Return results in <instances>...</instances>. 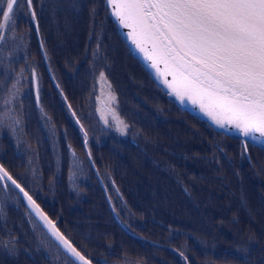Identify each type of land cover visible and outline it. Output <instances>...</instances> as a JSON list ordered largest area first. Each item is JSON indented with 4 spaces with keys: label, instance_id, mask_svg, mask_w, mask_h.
<instances>
[{
    "label": "trees",
    "instance_id": "trees-1",
    "mask_svg": "<svg viewBox=\"0 0 264 264\" xmlns=\"http://www.w3.org/2000/svg\"><path fill=\"white\" fill-rule=\"evenodd\" d=\"M57 1L33 0L47 51L44 33L54 46L64 41L61 33L83 36L86 21L92 31L96 28L94 0H59V5ZM77 11L81 12L80 20ZM13 17L15 26L22 28L27 20L35 37L27 6ZM67 19H70V28L65 25L64 32H57V28L50 31L46 27L48 22L54 27ZM7 35L6 49L17 55L16 39L20 41V38L11 39V32ZM66 40L61 49L68 55L62 51V58L69 59V64H63L65 60L57 62L54 58V65L64 82L57 80L56 70L54 78L65 88V82L71 81L78 84L75 85L77 90L83 87L87 93L92 91L87 102L77 105L81 113L71 103L83 130L74 122L72 114L61 107L63 104L52 92V81L46 75L42 79L41 106L45 105V97L51 91L61 109L55 106L56 110H51L52 117L48 112L44 115L37 110L31 76L32 88L29 91L26 81L22 92V97L29 92L24 102L28 114L27 127L24 126L27 137L24 136L19 146L8 144L10 158L14 160L12 164L6 165L8 159L0 148V155L4 156L0 159L2 165L18 178L60 231L70 236L95 264H125V261L131 264H264V149L251 146L253 154L250 153L252 159L249 161L244 156L240 140H222L220 131L183 112L154 85L124 44L123 54L132 60L144 77L140 76L136 81L138 84L132 82L125 73V62H122L124 69H120L122 76H119L126 82L121 87L125 97L124 102L121 101L120 113L131 125V132L122 134L110 129L108 140L94 147L87 133L88 148L84 142L87 127L83 120L90 121L97 104L94 89L90 86L91 83L97 85L95 76L99 74L92 76L93 70L99 69L93 58H100L102 53L85 55L87 66L82 69L77 48L73 42L67 45V37ZM28 41L25 37L22 52ZM33 46L39 51L36 38ZM105 56H109V62L113 61L116 67H112V71L103 69L105 75L109 79L117 78L118 59L110 51ZM50 66L53 68L52 64ZM71 67L73 72L68 73ZM7 72L12 82L16 72ZM26 74L24 71L23 76ZM142 82L146 83L145 86ZM18 105L17 101V109ZM48 105L51 108V104ZM69 145L75 155L80 152L86 155L89 171L73 172L75 169L69 164L72 157ZM53 147L54 152L60 151L62 161H55L50 152ZM19 162L22 168L18 169ZM53 164H63V173L55 171ZM30 167L35 170L31 172ZM71 172L74 179L69 176ZM108 178L110 186L106 184ZM13 199L15 203L9 197L5 202L4 194L0 192V200L4 203L0 205V264H67L69 259L61 251L58 250L56 255L51 253L48 244L54 250L56 246L23 202L18 197L13 196ZM7 203L14 206L9 208ZM7 216L10 221L23 216L28 232L7 229L6 223L12 225ZM12 234L26 241L35 238L37 242L31 240L30 248L26 247L29 251L16 245L5 247ZM34 243L42 246V250L35 252Z\"/></svg>",
    "mask_w": 264,
    "mask_h": 264
},
{
    "label": "snow or ice",
    "instance_id": "snow-or-ice-1",
    "mask_svg": "<svg viewBox=\"0 0 264 264\" xmlns=\"http://www.w3.org/2000/svg\"><path fill=\"white\" fill-rule=\"evenodd\" d=\"M20 4L36 19L33 0H0V45L6 44L9 32L15 40L13 14ZM105 5L118 25L128 30V40L170 96L198 107L216 127L236 131L244 138L245 150L248 140L264 141V0H105ZM44 56L47 59L46 52ZM23 72L21 69L11 88L0 95V128L8 126L13 132L21 124L17 100ZM31 76L37 83L34 67ZM98 82L111 90L104 71L99 72ZM115 101L116 96L109 92L104 110L98 107L97 112L106 125L110 115L117 131L125 134L128 124L119 117ZM84 142L87 145V132ZM72 155L75 157L74 152ZM9 182L70 258L67 264H93L42 211L18 178L0 164V185L7 189ZM8 245L14 247V242L8 241L5 247Z\"/></svg>",
    "mask_w": 264,
    "mask_h": 264
},
{
    "label": "rangeland",
    "instance_id": "rangeland-1",
    "mask_svg": "<svg viewBox=\"0 0 264 264\" xmlns=\"http://www.w3.org/2000/svg\"><path fill=\"white\" fill-rule=\"evenodd\" d=\"M59 1V0H58ZM57 1V5H59L58 2ZM52 2H54V0H52ZM94 3H96V5L99 7V8H102V4H101V2H99V0H94ZM25 10L26 9V5H24V4H20L18 7H16L15 9H14V14H20V12L22 11V10ZM78 12V14H79V20H80V16H81V12L80 11H77ZM0 19H2V17H0ZM29 20H30V24H32L33 23V19L32 18H29ZM74 22H76V19L74 18ZM25 23H26V29H27V34L29 35V33H30V27L28 26L29 25V23H28V21L26 20L25 21ZM71 22H70V19H67V21H64L63 23H62V25H55L54 27H53V30L54 29H56L57 28V32H64L65 31V28H66V26L65 25H69ZM81 24H82V22H81ZM83 25H84V22H83ZM85 25H86V27H85V33L83 34V36H77V35H75V34H70V35H67V36H65V35H63L62 33H61V37L62 38H64L65 37V39H66V37H67V39H68V43H67V45L70 43V42H73V46L74 47H76L77 48V50H78V55L80 56V52H81V50L83 49V45H86V46H88L87 48H89V51L86 53V55H89V53H90V51H91V49H92V45L90 46V44H91V41H90V39H91V36L93 35V31H92V29L90 28V24L88 25V22L86 21L85 22ZM49 26V28H51V26L50 25H48ZM61 28V29H60ZM67 28H70V25H69V27H67ZM59 30V31H58ZM94 36V35H93ZM44 37H45V41H46V47L48 48V51H47V49L46 48H44V43H43V47L42 48H44V53L46 52L47 53V59H45V56H44V54H42V51H41V48H40V41H43L42 40V37H40V41H39V43L37 44V48H39V51H37L36 52V49H33V48H31V46L30 47H28V51H27V55L25 54V57L23 58V60H24V65H25V68L28 66V65H30V61H32V63H34L35 64V69H36V73L38 72V73H40L39 71L41 70L42 71V77H44V75H46L47 77H48V70H47V67H49V69L51 70V72H52V74L54 75V72H55V70H56V73H57V75H56V78H57V80L59 81H61V83L62 82H64V80H63V76H61V74H60V71L59 70H57L56 69V67H55V65H54V62H55V56H56V54L54 53V50H53V47L55 46H51V43H50V38L49 37H47L46 36V33H44ZM83 38V39H82ZM85 38H87V39H85ZM81 39V40H80ZM84 39H85V41H84ZM67 45H64V46H67ZM110 50L112 51V56H114V58H117L118 59V63H119V66L117 67V72H116V74H118V75H120V76H122L121 74H122V71H123V69H124V66H122V62L124 61L125 62V66H126V68L124 69L125 70V73H128V76L130 77V80L132 81V82H134V83H137L136 81L140 78V76L142 77V78H144L143 76H142V74H141V72L134 66V65H132V60L131 59H129L126 55H124L123 53H124V51H123V46H121L120 48H118L117 46H115V45H111V48H110ZM62 51H64V50H60V52L58 51V49H57V53H59L60 54V56L62 57V54H63V52ZM64 53H65V55H68V53L66 52V51H64ZM72 53H71V51H70V55H71ZM105 54H107V52L106 51H103V53H102V56L100 57V58H93V63L95 62V63H98L97 65H96V67H99V69H95V70H93V72H92V76H93V74L94 73H99L100 71H103V69H105V68H107L108 70H110V71H112V67L113 68H116V67H114V63H113V61H112V63H110L109 62V56H107V58H104V57H106L105 56ZM75 56V55H74ZM31 63V64H32ZM53 65V68L50 66V65ZM16 65H18L21 69L24 67L23 66V64H16ZM72 65V64H71ZM91 65V64H90ZM120 69L122 70L121 72H120ZM38 70V71H37ZM26 71H27V77L24 79V82H26L27 81V83H28V89H29V91H30V85H31V81H30V79H31V71H32V67H30L29 66V68H26ZM70 72H73V69H72V67L71 68H69V70H68V73H70ZM132 73V74H131ZM144 73H146V75L148 74L147 72H144ZM17 75H18V73H17ZM120 76H117V78H119L121 81H122V84H121V86L122 85H124V83L126 82V80L124 79V77H120ZM148 76V75H147ZM41 77V76H40ZM55 77V76H54ZM106 77H107V75H106ZM150 77V76H149ZM95 78H96V82H97V85L96 84H92L91 83V88L92 89H94V96H96V97H100V103L99 104H97L96 105V111H97V108L99 107L102 111L104 110V107H105V103L106 102H108V100H109V92H111V93H113L115 96H116V101H115V104H114V106H115V108H116V110H117V112H118V114H119V117L121 118V119H123V117L121 116V110H120V108H121V101H122V99H123V97H125V95L123 96L122 94H121V89L122 88H118L117 86H116V83L118 82L117 80H119V79H115V78H113V79H109V78H107V82L108 83H111V90H109L108 89V87H107V84H104L103 82H98V79H99V74H97L96 76H95ZM43 79V78H42ZM142 80V79H141ZM143 81V80H142ZM138 84V83H137ZM145 84L146 83H143L142 82V85L143 86H145ZM20 85H21V83H20ZM41 85H42V88H41V90H43V85H44V81H41ZM63 85V84H62ZM78 86V85H77ZM3 88H5V86L4 87H0V95H3V93H4V91L6 90H4ZM21 88H23V85H21ZM64 88V90L67 92V94H69V91L67 90V87L65 88V87H63ZM3 90V91H2ZM78 91H80L81 93H82V95H85L86 97H89L88 99H90V93H91V95H92V91L91 92H88L87 93V91L88 90H86V89H84L83 87H79V90ZM48 94H50V95H52V96H49V97H47V95ZM43 95H44V93H43ZM47 95H46V97H45V100H44V102H45V105L44 106H41V103H40V100H39V103L40 104H37L36 103V101H34V103L36 104V106H37V110H39L41 113H43L44 115H47L48 113H50V115H51V117L53 116L52 114L53 113H51V110L55 107V104H52L51 103V108L49 107V105H48V102L47 101H52V102H54V103H56L55 102V99H54V95H53V93L51 92V91H48V93H47ZM70 95V94H69ZM71 99V98H70ZM72 100V99H71ZM60 103H62L63 104V102L62 101H59ZM74 102V101H73ZM123 102H124V99H123ZM82 103H85L84 101H82V102H79V104H77V105H81ZM58 105H59V103H58ZM73 105H74V107L76 108L77 107V105L75 104V102L73 103ZM70 106L72 107V105L70 104ZM62 108H65V105H62ZM72 109H73V107H72ZM77 109H78V107H77ZM18 111L21 113V115L24 117V109H23V106H22V104L20 103V105H18ZM55 111V110H54ZM66 111H68L67 109H66ZM73 111L75 112V110L73 109ZM78 111L80 112V110L78 109ZM48 112V113H47ZM76 114H77V112H75ZM81 113V112H80ZM38 114V113H37ZM40 114V113H39ZM97 115H98V118H99V121L97 122V120H96V118H95V116H94V113L93 114H91V116H92V118H89L90 119V121L89 122H87V121H84L83 120V116L82 117H80V119H81V121L83 120V122L85 123V125H86V127H87V133L90 135V137H89V142H90V144H91V146H93L94 147V145H97V146H99V145H101L102 143H104L106 140H108V139H106L107 138V136L110 134V132H109V130L110 129H112V130H117L116 129V127H115V125H114V123H113V121H112V117L110 116V115H108L107 116V118H108V120H109V124L108 125H106L105 123H104V121L101 119V117H100V113H98L97 112ZM40 116L41 117H43L41 114H40ZM81 116V115H80ZM34 120V119H33ZM33 120H32V122H33ZM124 120V119H123ZM126 123H127V121L126 120H124ZM42 127L44 128V126H43V124H42ZM130 129H131V125H129L128 124V129H127V131L128 132H131L130 131ZM10 131H11V128H9L8 126H4V127H2V128H0V148H1V150L3 151V153L5 154V156H6V158L8 159L7 161H6V165H8L9 163H11L12 164V162L14 161V160H12L11 158H10V155H11V151H10V147H8V144H11V145H15V146H19L20 144H22L23 143V138H19L18 139V137L16 136V135H9L10 134ZM129 137H131V136H128V138ZM91 138V139H90ZM220 138H222V140L224 139V140H227L226 138H230V137H227L226 135H222ZM18 139V140H17ZM89 142L87 143L88 144V148H89V146H90V144H89ZM51 145H53V142H52V144ZM248 148L250 149V152L248 151V153L245 155L244 154V156H245V158L248 160L249 159V156H250V153H251V155L253 154V147H251V146H248ZM54 147L50 150V152L52 153V155L55 157V161H62L63 160V156H61V153H60V151H58V149L54 152ZM90 153V152H89ZM25 154H26V152H25ZM80 155H81V157H80ZM80 155H79V159H78V162L77 163H75L76 162V158L75 157H73V155H72V157H71V162L69 161V164H70V166L72 167V168H74L75 170L73 171V172H75L76 174H78V172L79 173H83L84 172V170H87V171H89L90 170V168H89V162H88V160H87V157H86V155H83L82 154V152H80ZM26 156H27V154H26ZM92 156V155H91ZM19 157H21V154H20V156ZM19 157H17V158H19ZM0 159H4V156L3 155H0ZM28 159H29V157H28ZM250 159H252V158H250ZM93 163H91V165H92ZM28 165V167H29V164H27ZM54 165V167L56 168V170L55 171H57V170H60L61 171V174L63 173V168L65 167V166H63V164L62 165H55V164H53ZM17 168L19 169V168H22L21 167V163H19L18 165H17ZM47 168V167H46ZM33 170H35L34 168H32V167H30V171L32 172ZM26 171H27V169H26ZM68 173V172H67ZM67 173H66V175H67ZM69 176L71 177V179H74V174H72V172L69 174ZM106 184L108 185V186H110V179L108 178V179H106ZM70 186H72V185H70ZM0 192H2L3 194H4V197H5V202H7L8 201V197H10V199H11V201L12 202H16L14 199H13V196H14V193L11 191V189H10V187H8L7 189H5L2 185H0ZM42 193H43V191H42ZM6 206L7 207H13L14 205L12 204V203H7L6 204ZM3 217V219H4V221H5V217H4V215L2 216ZM7 218V220L9 221V223H12V225L11 226H9L7 223H6V228L7 229H9L10 231L11 230H20V232H22V231H26L27 230V232H28V230H29V227H28V224L24 221V217L22 216V218H20V217H18V218H16V220H14V221H10L11 219H10V217L8 218V216L6 217ZM19 227V228H18ZM48 244V243H47ZM49 245V244H48ZM4 252H6L7 253V251L5 250V249H3V248H1ZM49 250L51 251V253L52 254H54V255H56V254H59L58 253V249H53L50 245H49ZM26 255L28 254L27 252H24ZM17 256V255H16ZM95 264V263H94Z\"/></svg>",
    "mask_w": 264,
    "mask_h": 264
},
{
    "label": "flooded vegetation",
    "instance_id": "flooded-vegetation-1",
    "mask_svg": "<svg viewBox=\"0 0 264 264\" xmlns=\"http://www.w3.org/2000/svg\"><path fill=\"white\" fill-rule=\"evenodd\" d=\"M99 2H101V4H102V8H99L97 5H96V3H95V8L93 9V11H95V17H94V24H96V28H95V30L93 31L94 33H93V35L91 36V39H90V41H91V44H90V46L92 45V49H91V51H90V53L91 54H95V53H103V51H106L107 52V54L109 53V51H110V53L112 54V51L110 50V48H111V45H115V46H117L118 48H120L121 46H122V44H124V42H123V40H122V38H121V35L118 33V30H117V27H116V25H115V23H113V21H112V18H111V16H110V14H109V12H108V9L106 8V5H105V2H104V0H99ZM36 12V11H35ZM37 16H36V19L35 20H33V25L32 24H30L31 25V27L33 28V30H34V35H35V37L34 38H36V43L38 44L39 43V41H40V37H41V35H40V31H39V27H38V23H37ZM53 23H51V22H48L47 24H46V27H47V29L48 30H50V31H55V29L53 30V25H52ZM48 25H50L51 26V28H49V26ZM37 29H38V31H37ZM14 32H15V39L17 38V37H19L20 38V41H18L17 39H16V49H17V55H15L14 53H13V51L11 50V52H9L7 49H6V45L4 44V45H0V65H1V67H2V73L0 74V87L2 88V87H4L5 86V88H3L4 90L5 89H7V88H11V85H12V83L15 81V77L17 76V73H18V75L20 74V70H21V68L18 66V65H16V64H23V68L22 69H24V71L26 72V68H29V66L30 67H34L35 68V64L34 63H32V61H30V65H28L26 68H25V65H24V60H23V58L25 57V54L27 55V51H28V47H30L31 46V48H33L34 46H33V43H34V38H33V34H32V30L30 31V33H29V35L27 34V29H26V27H24V28H22V26H20V27H18V26H15V28H14ZM25 37L26 38H28L29 39V41H28V43H27V45L25 46V47H23V52H22V42H24V39H25ZM67 40L65 39V37H64V41L63 42H59V44H61V45H55L54 47H53V50H54V53L56 54V56H55V59H56V61L58 62H60V61H63V60H65L64 58H62L61 56H60V54L59 53H57V49H58V51L60 52V50H61V48H62V46H63V44L66 42ZM84 47H83V49L81 50V52H80V57H81V62H80V64H79V66H81V68L82 69H84V67H86L87 66V63H84V61H85V55H86V53L89 51V48H87L88 46H86V45H83ZM36 52H37V49H36ZM89 53V54H90ZM69 59L68 60H65L64 62H63V64H69ZM32 63V64H31ZM126 64L124 63V66H125ZM132 65H133V63H132ZM136 67V66H135ZM125 68H126V66H125ZM137 68V67H136ZM7 70L8 71H11V72H16L15 73V77H14V79H13V81L12 82H10L9 81V75H8V72H7ZM36 70V69H35ZM47 72H48V78H49V80H51L52 82V87H53V90H52V92H54L55 93V95H56V97L58 98V101H62L63 102V105H65V108L72 114V116H73V113H75L74 111H73V109H72V107H69L70 106V104L71 103H74L75 102V104L77 105V104H79V102H82V101H84V102H87L89 99V97H86L85 95H82V93L80 92V91H78L77 89H75V85H78V84H76V83H73V82H68V81H66L65 83H66V86H67V89H68V91H69V94H70V97H71V99L72 100H68V95L66 96V94H67V92L65 93V91H64V88H63V85L61 84L60 85V83H58L57 82V80H55V78H54V75L52 74V72H51V70L49 69V67H47ZM38 71V70H37ZM40 73H36L37 74V77H38V82L36 83V90H35V92H36V101H37V93H38V95H39V100L41 99V95H42V90H41V88H42V85L40 86V84H41V81H42V71L40 70L39 71ZM132 74V73H131ZM117 76H119L118 74H116ZM28 75L26 74L25 76H22V78H21V82H22V85H23V88H21V85H20V95H19V98H18V104L20 105V103L22 104V106H23V109H24V117L21 115V124H20V126L17 128V130H16V132H13L12 131V135H16L17 137H18V139L19 138H23V140H24V136L25 137H27L26 136V133H25V130H24V126H26L27 127V125H26V117H27V104L26 103H24L26 100H27V96H28V94H29V92L27 93V95L26 96H23L22 97V92H23V90L25 89V86H24V79L27 77ZM41 76V77H40ZM115 79H119V78H115ZM151 79V78H150ZM118 82L116 83V86L118 87V88H121L122 86H121V84H122V81L119 79V80H117ZM109 82V81H108ZM111 84V83H110ZM112 86V85H111ZM30 88H32V85H30ZM122 90V89H121ZM3 91V90H2ZM6 91V90H5ZM121 94L123 95V93H122V91H121ZM32 96H33V93H32ZM124 96V95H123ZM95 97V99L97 98L96 96H94ZM20 98H21V101H20ZM74 101V102H73ZM48 103H52V104H55V106L58 108V109H61V107H62V105H61V107H60V105H58V103L59 102H56V103H54V102H52V101H47ZM37 103H39V101H37ZM40 104V103H39ZM62 104V103H61ZM97 105V104H96ZM53 108V107H52ZM51 108V109H52ZM54 110H56V108L54 107L53 108V112H54ZM17 111H18V109H17ZM92 111H93V108H92ZM93 113H94V116H95V118H96V120H97V122L99 121V118H98V115H97V111H96V107H95V109H94V111H93ZM74 117V116H73ZM75 117H76V114H75ZM77 118V117H76ZM49 120H50V116H49ZM23 136H22V135ZM54 134H56V133H54ZM10 135V134H9ZM56 135H58V134H56ZM17 139V140H18ZM232 139V138H231ZM249 146V145H248ZM244 148V147H243ZM248 149V151H249V148H247ZM68 150H69V152L72 154L73 153V150L71 149V148H69V146H68ZM75 158H76V162L75 163H77L78 162V159H79V155H75ZM19 163H21V162H19ZM21 167H22V164H21ZM11 189V188H10ZM11 191L12 192H14L15 194H14V197L16 198V197H18L19 198V194L15 191V190H13V189H11ZM10 198V197H9ZM3 201V200H2ZM1 204H4V203H2L1 202V200H0V205ZM34 218V217H33ZM13 231V230H12ZM47 234V233H46ZM47 236L49 237V235L47 234ZM49 240H50V242L54 245V247L56 246V249H58L59 250V248H58V246L56 245V243H53V241L51 240V238L49 237L48 238ZM8 240L10 241H13L14 242V245H16V246H21L25 251H29V249H26V247H29L30 248V246H31V240H33L34 242H37V240L35 239V238H31V240H29V241H26V240H22L19 236H17V234H12L9 238H8ZM31 243V244H30ZM34 246H35V248H34V251L35 252H37L39 249H41L42 250V246H39L38 244H36V243H34L33 244ZM49 246V245H48ZM60 251V250H59ZM14 253V252H13ZM69 259V258H68ZM94 263V262H93Z\"/></svg>",
    "mask_w": 264,
    "mask_h": 264
},
{
    "label": "water",
    "instance_id": "water-1",
    "mask_svg": "<svg viewBox=\"0 0 264 264\" xmlns=\"http://www.w3.org/2000/svg\"><path fill=\"white\" fill-rule=\"evenodd\" d=\"M109 10V9H108ZM110 12V10H109ZM112 17V16H111ZM113 19V22L116 24L117 26V29H118V33L121 35L122 39L124 40L125 44H127V47L130 51V53L132 55H134L137 60L139 61L140 65L143 66V68L147 71V73L149 74V76L151 77L152 81L154 82V84L156 86H158L160 89H162V91L170 98H172L174 100V102L177 104L178 107L181 108V110H183L184 112L188 113L189 115H193L194 117H197L198 119L204 121L209 127H213L214 129H217L219 130L223 135H226L228 137H231L233 139H240L242 141V143H244V138L241 137L236 131L232 130V129H229L227 131L223 130V129H220L218 127H216L212 121L207 117L205 116L202 112H200L199 108L198 107H194L193 105H191L190 103H184V104H181L178 100L175 99L174 96H170L168 94V91L167 89L156 79V76H155V73L152 69H150L148 67V64L147 62L143 59V55L139 52H137L135 50V47L134 45L131 44V42L128 40L127 36H126V33H127V29H122L118 23L115 21V19L112 17ZM40 48H41V41H40ZM42 51H43V48H42ZM161 69H163V65H161ZM169 79H171V77H169ZM248 144L254 146V147H261V148H264V141H261V140H256V141H252V140H248L247 141ZM1 164V163H0ZM10 184V182H9ZM11 185V184H10ZM11 187L17 191V193L19 194L21 200L24 202V205L26 207V209L28 211H30L31 214H33V216L35 217V219L37 220V222H39L43 228V230H45V232L48 233L47 229L44 227L43 223L39 220L38 217H36V215L31 211V209H29L28 205H27V202L24 200L23 198V195L21 193H19V190L18 189H15L14 186L11 185ZM37 202V201H36ZM41 208V207H40ZM43 211V210H42ZM46 215L47 213L45 211H43ZM48 216V215H47ZM49 217V216H48ZM48 235L51 237V235L48 233ZM51 239L53 240L54 243H56V241L51 237ZM62 250V249H61ZM63 252V250H62ZM64 253V252H63Z\"/></svg>",
    "mask_w": 264,
    "mask_h": 264
}]
</instances>
